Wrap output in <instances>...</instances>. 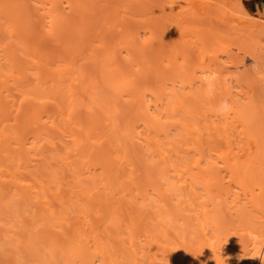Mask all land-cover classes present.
<instances>
[{
	"label": "bare ground",
	"instance_id": "obj_1",
	"mask_svg": "<svg viewBox=\"0 0 264 264\" xmlns=\"http://www.w3.org/2000/svg\"><path fill=\"white\" fill-rule=\"evenodd\" d=\"M0 264H264V12L0 0Z\"/></svg>",
	"mask_w": 264,
	"mask_h": 264
},
{
	"label": "crops",
	"instance_id": "obj_2",
	"mask_svg": "<svg viewBox=\"0 0 264 264\" xmlns=\"http://www.w3.org/2000/svg\"><path fill=\"white\" fill-rule=\"evenodd\" d=\"M245 3L252 13L264 12V0H245Z\"/></svg>",
	"mask_w": 264,
	"mask_h": 264
},
{
	"label": "rangeland",
	"instance_id": "obj_3",
	"mask_svg": "<svg viewBox=\"0 0 264 264\" xmlns=\"http://www.w3.org/2000/svg\"><path fill=\"white\" fill-rule=\"evenodd\" d=\"M244 4H245V5H246V7H247V4L245 3V0H244ZM252 14L256 15L257 13H252Z\"/></svg>",
	"mask_w": 264,
	"mask_h": 264
}]
</instances>
